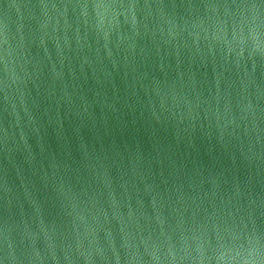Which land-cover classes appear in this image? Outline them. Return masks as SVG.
Here are the masks:
<instances>
[{
    "label": "water",
    "instance_id": "obj_1",
    "mask_svg": "<svg viewBox=\"0 0 264 264\" xmlns=\"http://www.w3.org/2000/svg\"><path fill=\"white\" fill-rule=\"evenodd\" d=\"M0 264H264V0H0Z\"/></svg>",
    "mask_w": 264,
    "mask_h": 264
}]
</instances>
